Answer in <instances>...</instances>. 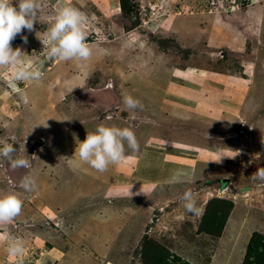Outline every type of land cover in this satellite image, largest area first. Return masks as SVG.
Returning a JSON list of instances; mask_svg holds the SVG:
<instances>
[{
    "label": "rangeland",
    "instance_id": "374dc122",
    "mask_svg": "<svg viewBox=\"0 0 264 264\" xmlns=\"http://www.w3.org/2000/svg\"><path fill=\"white\" fill-rule=\"evenodd\" d=\"M135 1L137 26L124 19L119 0H39L41 10L33 30H23L11 42L13 49L24 53V66L40 67L42 76L18 81L11 69H0V146L12 143L14 158L30 161L28 168L13 169L0 157V193L13 192L22 201L20 214L0 224V264H149L141 254L144 244L149 251L153 247L167 252L169 264H244L246 258L253 259L245 252L249 238L264 233V184L254 178L257 170L251 158L238 155L251 149L260 154L258 168L264 167V0ZM64 6L75 7L86 17L84 31L92 49L88 60L47 57L48 29L40 32L50 27ZM21 36L27 37V43ZM237 41L248 43L247 50H240L237 58L225 47L223 60L254 63L258 76L248 94V84L235 81L227 74L228 67L209 59L186 60L195 50L216 55L224 48L213 51L212 47L229 44L235 49L232 43ZM212 69L223 70L224 75L211 74ZM232 71H237L236 65ZM211 79H220L224 90L214 105L204 106L210 109L204 112V102L193 95L186 99L182 90L193 92L199 81ZM104 85H113V111H104L86 92L80 98L74 95ZM246 94L240 116L214 114L219 108H230L222 99L235 102L237 111ZM125 95L139 100L142 109L127 108ZM125 117H136L140 127L137 121L130 125ZM240 118L252 122L254 134L258 132L255 140L242 142L244 147L235 144L240 143L237 140H225L231 144H224L222 151L208 150L210 156L206 150L190 151L197 158L206 151L204 156L216 163L223 164L227 156L235 160L209 169L229 177L231 188L193 193L198 212H187L181 197L199 185L192 174L196 167L188 165L195 157L168 154L162 170L169 171L180 161L175 172L190 177L168 183L169 176L156 172L158 160L147 157L156 150L161 157L167 154L162 147L156 149L158 142L152 138L183 142L181 154H186L187 147L198 142L188 137V130L175 134L174 128L198 126L224 132L238 125ZM101 124L130 128L139 145L133 152L125 143L124 157L104 172L80 161L75 150ZM148 139L151 144H146ZM235 146L239 149L234 152ZM129 152L137 157L126 155ZM242 166L245 171L239 170ZM206 167L202 165L199 174ZM25 175L35 179L31 191L20 187ZM248 184V194L233 189ZM218 198L232 206L220 234L219 228L205 229L201 218L207 201ZM11 239L22 241L19 255H9Z\"/></svg>",
    "mask_w": 264,
    "mask_h": 264
},
{
    "label": "clouds",
    "instance_id": "9594fccd",
    "mask_svg": "<svg viewBox=\"0 0 264 264\" xmlns=\"http://www.w3.org/2000/svg\"><path fill=\"white\" fill-rule=\"evenodd\" d=\"M40 10L39 0H15V6L13 0H0V69H11L15 80H39L42 76L40 67L33 65L26 68L24 66L21 61V55L24 53L20 48L11 47V42L23 30H33ZM85 24L86 17L77 8L72 6L59 8L50 27L40 32L44 33L48 29V59L88 60L92 56V49L87 43ZM21 39L27 43L26 36H21ZM110 86L113 87V85ZM124 104L129 109H142L140 101L130 95L124 96ZM125 143L133 151L139 149L136 136L130 128L109 127L101 124L97 126L95 132L87 133L84 141L80 142L75 150L78 152L80 161L98 172H104L109 164L119 163L124 157ZM15 152L16 148L12 143L5 142L0 146V157L7 160L13 169L30 167V161L27 158H14ZM183 176V172L177 171L171 177L170 182H181ZM254 178L264 181V167L257 169ZM20 187L25 191H31L35 187V179L25 175ZM181 199L187 212L193 214L198 212L191 190L185 191ZM21 209L22 201L17 194L0 193V224L14 220L20 214ZM7 251L9 255H19L23 251L22 241L11 239Z\"/></svg>",
    "mask_w": 264,
    "mask_h": 264
},
{
    "label": "flooded vegetation",
    "instance_id": "af4514ba",
    "mask_svg": "<svg viewBox=\"0 0 264 264\" xmlns=\"http://www.w3.org/2000/svg\"><path fill=\"white\" fill-rule=\"evenodd\" d=\"M240 3L242 4L241 1H240ZM236 44H237V42H236ZM247 44L248 43H246V42L243 43L242 45L238 44L237 46H235L236 47L235 49L230 48L231 46L229 47V45H219L217 47H212L211 50H213V51L216 50V48L217 49H219L221 47L224 48L223 50L222 49L218 50L219 53H217L218 51H216V55H214L213 52L204 53V52H199L198 50L197 51L195 50V51H193L194 53H193L192 56L190 55V53H188V55H189L188 57H190V59H187V56H185V55L184 56L186 57V60H190V62H192V60H195L197 58L209 59L213 64L219 63V65H222V68L224 67L225 64L237 65V71H233V72H230V73H236L238 75V77H242V78H244L246 80V83L248 84V86H247L248 87L247 88V94H248V92L252 88V83L256 82L257 76H258V73L255 72L254 69H253L254 63H253V65H251L250 64L252 62L251 60L250 61L243 60L244 62L245 61L249 62V64L246 65V64H244V62H241V61H226V60H223V58L225 56V54L223 55V53H224V50L226 48L228 50L230 49V51L233 54H236V56L238 58L239 57V55H238L239 53L238 52H241L240 50H244V51L247 50V48H248L246 46ZM241 47H244V48L240 49ZM220 52H223L222 55H220L221 54ZM240 74H242V75H240ZM84 92H86L85 95H87V96L89 95V97L93 96V101L95 103L99 104L100 106H103L104 111L109 112V111H113L116 108V105L114 104V102L116 101V94H115L114 89H113L112 86L104 85L103 87H99V88L94 89V90L91 89V88H88V89H85L83 92L79 91V92H77L74 95L79 97V94L84 93ZM244 98H245V101H246L247 97H244ZM90 100H92V99H90ZM124 119L128 123L130 122L129 123L130 125H131V123L133 125V122L137 121L136 117H130V118H126L125 117ZM139 125L140 124L137 121L136 122V126H139ZM171 129H172V127H171ZM179 129H181V128H176V130H178V131H179ZM230 129H233L234 131H236V132L233 131L234 136L231 137V138L233 139L232 143L236 142L234 140H237L238 142H240V143H235V144H239L238 145L239 147H244V144H242V142H244V141H248L249 142L251 140V138H253V137H254V140H255V138L257 137V134H258V132L254 134L255 127L252 124V122H247V121H245L242 118H240V123L238 125H235V126H233V128H230ZM174 133L176 134L177 131L174 130ZM188 133H189L188 137L191 138V140L194 139V140H196L198 142V144L203 145V146H207L209 148L219 149L218 147L221 146V145H222L221 147H224L223 146L224 144H231V143H225L226 142L225 140H222V142H218L217 141V139H218L217 137H219V136H215V137H209L208 136L209 138L205 136V138H204V136H202L200 134V132H198V131H196V132H188ZM213 142H215V143H213ZM263 142H264V139H263L262 143ZM198 144H197V146H198ZM190 145L192 146V144H190ZM238 146L234 147L235 151H237L239 149ZM198 148H199V146H198ZM236 148H237V150H236ZM247 150L248 151H246V153H244L246 155L240 154V155H238V158L240 159V157H244V158H249L250 157L251 158L250 164L254 163V167H256V170H257L258 169V165H259L257 160L259 158H261L260 154H258V153L255 154L253 150L248 149V148H247ZM234 160L235 159L233 158V161ZM243 163L241 162L240 164L243 165ZM217 164H220V163H217ZM223 164L221 163V165H223ZM218 167H221V166H218ZM218 169H220V168H218ZM239 170L245 171L244 166L240 167ZM208 173L209 174H208V176L206 178H201V179L198 178V184L199 185L192 188V190H191L192 193H196L197 191H200V190H202V191L203 190H207V191H209V190H212V191L213 190H217V192H218V191L224 189V187H227L226 189L231 188V187H229L231 185V181L229 180V177L215 174V172H213V173L208 172ZM249 187H250V184L242 186L240 188L233 187V189H234V191L237 190L239 192L243 191L244 193H246L248 190H250Z\"/></svg>",
    "mask_w": 264,
    "mask_h": 264
},
{
    "label": "crops",
    "instance_id": "0c3cea01",
    "mask_svg": "<svg viewBox=\"0 0 264 264\" xmlns=\"http://www.w3.org/2000/svg\"><path fill=\"white\" fill-rule=\"evenodd\" d=\"M238 43H239V41H237V44H235V43H232V44H234L235 46H237L238 45ZM231 44V45H232ZM229 45V44H228ZM233 46V45H232ZM214 70V71H213ZM210 73L211 74H216V75H224L223 73H222V71H220V70H215V69H212V70H210ZM228 73H230V72H227V74ZM230 75H233L234 76V79H235V81H244L245 83H246V81H245V79L244 78H242V77H238V75L237 74H233V73H230ZM212 77L214 76V75H211ZM211 77V78H212ZM218 79V78H217ZM215 80V79H211V80H209V81H206L207 80V78H206V80H204L203 82H201V81H199L198 82V84H200L199 85V87L198 88H194V91L192 92V90L191 91H186L185 89L184 90H182V94H185V96H187V98L186 99H193L192 98V95H193V97H197V98H199L200 99V101H202V102H204V105H202L203 107L201 108L202 109V111H204V112H208L210 109H207V108H204V106L205 105H208V104H215L216 102V99H218V97H217V94H219V92L221 93V94H223V92H221L222 90H224V86L222 85L223 83L222 82H220L219 80ZM221 83V84H220ZM202 85H203V87H202ZM222 86H223V88H222ZM195 87H197V85L195 86ZM222 88V89H221ZM246 97H247V94H246ZM194 99H196V98H194ZM244 101H243V104L241 105V107L239 108L238 107V110L237 111H235V107H233L232 105H236V104H233V103H235V102H233V101H231V102H227L226 100H221L222 102L221 103H224V104H230V105H227V106H230V108L228 109V108H225V107H223V108H219L220 110L218 111V113H214L215 115H219V116H223L224 114H229V115H232V116H236V117H238V116H240V114H241V111H242V107L244 106V104H245V98L243 99ZM205 103H207V104H205ZM218 103H219V101H218ZM200 104H201V102H200ZM211 105H209V107H210ZM191 108V107H190ZM208 111H207V110ZM190 111V110H189ZM193 112L194 111H196V110H192ZM202 111H199L201 114H202ZM181 115H184V114H181ZM125 120V119H124ZM126 121V120H125ZM172 127V126H171ZM171 127H170V129H171ZM173 128V127H172ZM200 128V127H199ZM193 129H195L194 127H193ZM174 130L175 131H178V130H176L175 128H174ZM192 130V129H191ZM208 130V129H207ZM186 132H187V130H185ZM193 131V130H192ZM195 131V130H194ZM150 137V136H149ZM152 139H156V142H158V144L155 146L156 147V149H158V148H160V147H162L163 148V150L164 151H167V154L166 155H164V156H162L161 157V155L159 154V153H157V150H156V152L155 153H148L149 155H147V157H150V158H154V159H157L158 160V165H157V169H156V172H157V174H159V175H162V176H165V177H168L169 176V179H168V183H171L170 181H171V177L173 176V172H175V170H176V165H178V163L180 162V161H176V163H174L173 164V166L171 167V169L169 168V171H163L162 169H163V166H166L167 164H166V162H165V160L166 159H168L167 158V156H168V154L169 155H172V156H174V157H178L179 155L180 156H183V157H185V155H187L188 156V160H191V159H193V157H195V156H193L194 154H191L190 153V151H192V149L193 150H197L196 148H198V146H199V148H198V150H206L207 151V153H206V151H205V155L207 156L208 155V150H211V151H222L223 150V148H226L225 146L224 147H221V146H219L218 148L219 149H215V148H209V147H207V146H203V145H200V144H198V146L197 145H190V147H187V148H189L188 149V152H186V154L185 153H182L181 154V147L184 145L183 144V142L181 143V142H179V141H176V140H172V139H170V140H168V139H164V138H161V137H159V136H156V138H152ZM218 142H222V140H217ZM152 143V141H150V139H148V141H146V144H151ZM213 143H215V142H213ZM185 146V145H184ZM193 146H194V148H193ZM148 147V146H147ZM191 148V149H190ZM222 148V149H221ZM233 150H234V148H233ZM134 152V151H133ZM196 152V151H195ZM234 152H235V150H234ZM142 153V152H141ZM216 153H218V152H216ZM204 154L202 153V155H201V152L198 154V156H201V158L200 157H195V162L194 163H189L188 165L191 167V166H193V167H196L195 168V171H194V173H192L193 174V179H195V180H197L198 181V178L199 179H201V178H206L207 176H208V172H210V173H213L212 171H209V169H210V167H211V165H215V164H217L216 163V161H214V160H212V159H208V158H206V156H204ZM223 154H225L226 155V153H224L223 152ZM126 155H128V156H130V157H137V156H134L131 152H129V153H126ZM211 155V154H210ZM210 155H208V156H210ZM226 158V160L225 161H221V162H226L227 163V161L228 160H230V158H231V162H233V158L234 157H229V156H227V157H225ZM186 159V158H185ZM221 164V163H220ZM202 165H204L205 167L206 166H208V169H207V167L206 168H204V172H202L201 174H199V171L200 170H202L201 168H202ZM169 166V165H168ZM198 172V173H197ZM188 176H192V175H188ZM183 179H185V180H189L190 179V177H183L182 178V180ZM165 181H158V184H161V183H164ZM167 182V181H166ZM119 194H121V193H118V195Z\"/></svg>",
    "mask_w": 264,
    "mask_h": 264
},
{
    "label": "trees",
    "instance_id": "16d2710c",
    "mask_svg": "<svg viewBox=\"0 0 264 264\" xmlns=\"http://www.w3.org/2000/svg\"><path fill=\"white\" fill-rule=\"evenodd\" d=\"M121 12L124 14V19H126L130 26L138 25L139 15L136 10L133 8L136 6L135 0H119ZM133 13L135 14L133 16ZM222 68V65H219ZM237 66V65H236ZM217 68V66H215ZM224 67H228L229 72H233L232 69L234 65L225 64ZM216 70V69H215ZM219 70V69H217ZM223 71V70H220ZM227 72V71H226ZM231 203L228 200L217 199L207 201V205L205 208V212L202 215V222L205 229L219 228L218 234H220L221 228L224 226L225 219L231 209ZM215 232V231H213ZM50 246V245H48ZM163 249V248H162ZM143 257L149 262V264H169L166 261L167 252L163 250H157L153 247L149 251L148 245L144 244V251H142ZM245 255L246 257L253 258L252 260H248L246 258L244 264H264V233H254L253 236L249 238L247 243V248ZM188 264V263H185Z\"/></svg>",
    "mask_w": 264,
    "mask_h": 264
},
{
    "label": "water",
    "instance_id": "95a60500",
    "mask_svg": "<svg viewBox=\"0 0 264 264\" xmlns=\"http://www.w3.org/2000/svg\"><path fill=\"white\" fill-rule=\"evenodd\" d=\"M221 54L220 55H222V52H220ZM171 127V126H170ZM176 127H178V126H176ZM193 127L195 128V129H193ZM193 127H191L190 129L189 128H187L186 126L185 127H183V126H179L178 128H181V129H179V130H188L189 132H196V131H198V132H200V134L202 135V136H204V138H205V136L206 137H215V136H219V137H217L218 139L217 140H228V139H232L231 137H233L234 136V133H233V129H227V130H224V132L222 131V132H218V131H212V130H207V129H203V128H199L198 126H193ZM193 131H192V130ZM195 130V131H194ZM234 132H236V131H234ZM233 133V134H232ZM208 137V138H209ZM263 184H264V181L262 182ZM249 192H247V194H248Z\"/></svg>",
    "mask_w": 264,
    "mask_h": 264
}]
</instances>
